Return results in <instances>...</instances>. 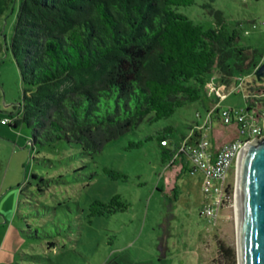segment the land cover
Masks as SVG:
<instances>
[{
  "label": "rangeland",
  "instance_id": "1",
  "mask_svg": "<svg viewBox=\"0 0 264 264\" xmlns=\"http://www.w3.org/2000/svg\"><path fill=\"white\" fill-rule=\"evenodd\" d=\"M20 1L0 0V264H238L237 162L227 175L226 197L213 221L201 215L203 205L213 202L201 191L202 174L181 173L179 159L164 164L157 137L168 128L165 136L173 148L202 124L212 103L217 113L245 110V93L232 88L235 80L252 84L254 79L264 88V78L257 81L250 67L235 73L226 87L213 70L198 102L169 118L143 122L100 153L82 155L77 145L65 141L32 146L30 129L11 126L22 99L10 50ZM210 9L222 11L231 25L238 23L241 44L257 52L255 61L263 62L264 0H196L178 12L210 29ZM216 118V137L220 132L229 135L230 126L218 114ZM3 119L11 124L2 125ZM207 134L213 142L210 130ZM131 142L141 146L129 149ZM185 164L193 167L187 159ZM104 168L125 179H111ZM116 195L129 204L126 211L90 216L94 201L107 203ZM218 243L229 250L227 257L218 255Z\"/></svg>",
  "mask_w": 264,
  "mask_h": 264
},
{
  "label": "trees",
  "instance_id": "2",
  "mask_svg": "<svg viewBox=\"0 0 264 264\" xmlns=\"http://www.w3.org/2000/svg\"><path fill=\"white\" fill-rule=\"evenodd\" d=\"M195 2L21 0L10 43L22 86L12 128L30 129L32 146L65 141L89 156L145 121L169 118L198 102L213 70L226 86L235 73L250 67L256 71L262 61H255L257 52L241 44L238 23L231 25L222 11L210 9L214 27L205 29L178 12ZM242 92L245 113L259 103L264 107V88L254 79L243 82ZM168 131L157 140L162 162L170 165L185 138L169 149ZM140 146L131 142L129 149ZM179 156L186 162L184 154ZM103 171L111 179H125L118 171ZM128 207L116 195L107 203L94 201L90 216L113 215ZM217 253L227 257L229 250L218 243Z\"/></svg>",
  "mask_w": 264,
  "mask_h": 264
},
{
  "label": "built area",
  "instance_id": "3",
  "mask_svg": "<svg viewBox=\"0 0 264 264\" xmlns=\"http://www.w3.org/2000/svg\"><path fill=\"white\" fill-rule=\"evenodd\" d=\"M243 80H236L234 83L238 92L242 91ZM213 88V87H212ZM231 88V89H232ZM218 95H221L219 88H213ZM264 107L260 106L259 109ZM255 108L249 112L243 110H221L218 113L214 110L206 112L202 124H196V129L183 139L177 150L178 154H184L193 167L191 173L200 172L202 174L201 191L207 197L213 198L212 203H205L202 207L201 215L215 221L220 207L223 205L226 197V178L233 165L238 160V156L243 147L248 143L264 136V111ZM214 113L218 114L224 126H236L238 138L233 141L222 144L219 149L213 152L211 142L207 131L212 129V117ZM200 114H197L199 117ZM1 124L5 122L1 121ZM194 133L198 134L196 138ZM244 137L245 141L241 138ZM192 140L194 143H190ZM175 156L173 162L177 159L182 160L180 156ZM221 182V186L216 183Z\"/></svg>",
  "mask_w": 264,
  "mask_h": 264
},
{
  "label": "water",
  "instance_id": "4",
  "mask_svg": "<svg viewBox=\"0 0 264 264\" xmlns=\"http://www.w3.org/2000/svg\"><path fill=\"white\" fill-rule=\"evenodd\" d=\"M263 76L264 57L255 71ZM235 204L238 264H264V136L238 156Z\"/></svg>",
  "mask_w": 264,
  "mask_h": 264
},
{
  "label": "crops",
  "instance_id": "5",
  "mask_svg": "<svg viewBox=\"0 0 264 264\" xmlns=\"http://www.w3.org/2000/svg\"><path fill=\"white\" fill-rule=\"evenodd\" d=\"M236 81V80H235ZM233 82V81H232ZM221 84V83H220ZM223 85V84H222ZM232 85V83H230L228 86L230 87ZM226 86V85H225ZM228 86H226V87H228ZM216 88H218V87H216ZM215 109V105L212 103L211 104V107H209V108H207L206 109V112H210V111H212V110H214ZM202 116H204V115H201V117ZM213 118H216V113H214V115H213V117H212V129L210 130V132H211V137L213 138V142L212 141H210L211 142V148H212V150H213V152H215V151H217L218 149H219V147L222 145V144H224V143H226V142H230V141H233V140H235L236 138H238V133H237V128H236V126H230V128H227L228 129V131H229V135H225L223 132H220V134L216 137V129H214V126L215 125H217L218 124V122H219V120H217V118L215 119V122L213 123ZM219 127V126H218ZM224 127V126H223ZM220 128V127H219ZM224 129H226L225 127H224ZM225 136V137H224ZM181 161V163H182V169H181V173L183 172V171H185V169H184V167H183V165L185 166V167H187L186 166V162H183V160H180ZM188 168V167H187ZM187 168H186V170H187Z\"/></svg>",
  "mask_w": 264,
  "mask_h": 264
}]
</instances>
